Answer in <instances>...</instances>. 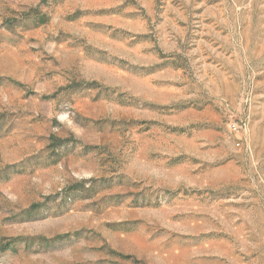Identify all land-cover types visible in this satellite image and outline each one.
Segmentation results:
<instances>
[{"label": "rangeland", "instance_id": "1", "mask_svg": "<svg viewBox=\"0 0 264 264\" xmlns=\"http://www.w3.org/2000/svg\"><path fill=\"white\" fill-rule=\"evenodd\" d=\"M0 264H264V0H0Z\"/></svg>", "mask_w": 264, "mask_h": 264}, {"label": "built area", "instance_id": "2", "mask_svg": "<svg viewBox=\"0 0 264 264\" xmlns=\"http://www.w3.org/2000/svg\"><path fill=\"white\" fill-rule=\"evenodd\" d=\"M231 128L233 131L238 132L241 129V126L237 122H234L231 124Z\"/></svg>", "mask_w": 264, "mask_h": 264}]
</instances>
